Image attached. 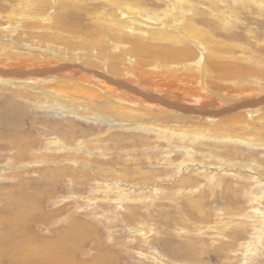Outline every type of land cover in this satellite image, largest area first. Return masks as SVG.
<instances>
[{
	"label": "rangeland",
	"instance_id": "374dc122",
	"mask_svg": "<svg viewBox=\"0 0 264 264\" xmlns=\"http://www.w3.org/2000/svg\"><path fill=\"white\" fill-rule=\"evenodd\" d=\"M23 1L0 0V26L9 27ZM49 1L57 23L66 10ZM76 1L66 9L84 26L90 6ZM132 1L151 21L166 8L180 26L207 30L213 45L179 41L197 56L202 80L215 61L264 77V0ZM22 92L0 82V117L14 111L20 119L15 139L0 125V264H264V147L227 140L240 139L229 127L198 139L135 122L116 129L88 111L54 112L35 90L20 99Z\"/></svg>",
	"mask_w": 264,
	"mask_h": 264
},
{
	"label": "bare ground",
	"instance_id": "6f19581e",
	"mask_svg": "<svg viewBox=\"0 0 264 264\" xmlns=\"http://www.w3.org/2000/svg\"><path fill=\"white\" fill-rule=\"evenodd\" d=\"M53 2L67 12L58 24L47 13L48 5L52 8L49 0H27L14 13L10 11L8 28L0 26V82L23 90L17 95L20 99L35 90L54 112L88 111L116 129L135 122L180 139L210 137L206 134L229 127L240 139L227 140L264 147L262 71L215 61L209 63V76L202 80L197 56L186 42L179 41L193 38L213 45L207 30L189 21L180 26L174 14L172 20L165 16L166 8L151 21L150 14L132 0H84L90 10L85 8L88 12L82 18L88 23L75 25L66 9L67 0ZM71 3L77 8L79 0ZM96 3L103 4L96 8ZM104 6H114V12L102 10ZM125 31H131V36ZM137 32L145 36L139 39ZM11 113L1 115L0 125L6 124L1 133L15 139L20 119L19 114ZM180 117L197 125L188 124L184 129L185 122L180 121L175 129L174 123L165 121ZM13 144L18 150L27 146ZM82 229L78 226L69 231Z\"/></svg>",
	"mask_w": 264,
	"mask_h": 264
}]
</instances>
